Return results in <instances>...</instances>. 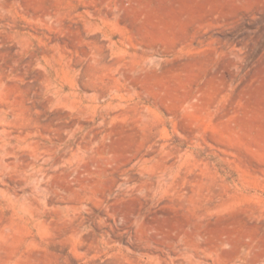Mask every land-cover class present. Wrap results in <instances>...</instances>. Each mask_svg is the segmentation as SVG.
Masks as SVG:
<instances>
[{"label":"rangeland","instance_id":"374dc122","mask_svg":"<svg viewBox=\"0 0 264 264\" xmlns=\"http://www.w3.org/2000/svg\"><path fill=\"white\" fill-rule=\"evenodd\" d=\"M0 1V264H264V0Z\"/></svg>","mask_w":264,"mask_h":264},{"label":"bare ground","instance_id":"6f19581e","mask_svg":"<svg viewBox=\"0 0 264 264\" xmlns=\"http://www.w3.org/2000/svg\"><path fill=\"white\" fill-rule=\"evenodd\" d=\"M0 6H1V1H0ZM2 234V233H1ZM2 238V237H1ZM10 255V254H9ZM9 257V256H8ZM6 258V257H5ZM18 260V259H17ZM17 260L15 259V260H12V263L13 264H16L17 263ZM3 261H5V260H3ZM20 261V260H19ZM18 261V262H19ZM9 262H11V258H6V261H5V263H9ZM254 262V261H253ZM20 263V262H19ZM10 264V263H9ZM20 264H22V262L20 263ZM24 264H26V263H24ZM251 264V263H250Z\"/></svg>","mask_w":264,"mask_h":264}]
</instances>
